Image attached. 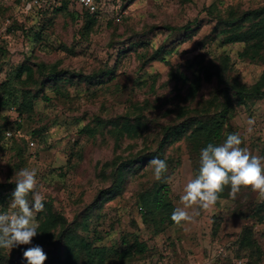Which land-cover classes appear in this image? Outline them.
<instances>
[{"label":"rangeland","instance_id":"rangeland-1","mask_svg":"<svg viewBox=\"0 0 264 264\" xmlns=\"http://www.w3.org/2000/svg\"><path fill=\"white\" fill-rule=\"evenodd\" d=\"M261 7L264 0H101L93 24L84 15L59 12L44 26L35 11L11 6L0 12V184L7 186L0 188V211H12L15 174L35 168L44 202L75 235L99 238L108 264H264V201L249 189L233 198L228 187L214 206L198 209L194 222L182 226L152 212L145 223L139 211L158 188L174 209L180 206L199 166L201 151L184 138H171L157 152L162 128L182 122L181 111H216L215 97L223 101L228 83L251 86L259 80L264 49L252 59L241 55L243 43L221 41L228 21ZM39 63L55 67L62 78L41 75ZM23 64L31 74L16 76ZM205 65L218 74L202 80L189 98V84L203 78ZM91 75L94 80H85ZM23 92L30 108L22 114L3 106L12 95L16 109ZM138 118L136 135L115 133L116 121ZM225 124L220 144L237 133L241 147L264 157V98L232 102ZM154 152L167 164L161 180L154 177L152 159L135 162L124 169L120 190L105 192L101 207L90 209L99 192L111 189L120 161ZM85 221L88 233L81 228ZM58 231L50 245L37 244L36 235L9 253L0 249V264H27L20 249L34 246L42 248L48 264L62 248ZM134 240L146 250L133 254V248L120 262L117 252Z\"/></svg>","mask_w":264,"mask_h":264},{"label":"trees","instance_id":"trees-1","mask_svg":"<svg viewBox=\"0 0 264 264\" xmlns=\"http://www.w3.org/2000/svg\"><path fill=\"white\" fill-rule=\"evenodd\" d=\"M56 1L57 5L52 8H47L45 5H41L34 10L36 16H38L40 20L41 26L51 22L52 16H55L59 12H66L71 17L75 18L84 15L87 22L91 24H93L96 21L95 19L99 16V11L96 13H90L87 9L80 8L77 5V0ZM76 6L79 9L76 8ZM10 7L11 6L7 5L0 6V12H5ZM246 21L251 23L248 28H244V22ZM227 25L228 29L222 31L225 35L221 41L222 44L243 43L245 45V49L241 55L252 59L258 56L264 49V7L247 11L243 16H241V18L231 19L228 21ZM184 28L188 29L189 26ZM35 66L37 72L41 75L47 76L50 80L62 78L61 73L56 71L55 67L48 69L43 63L36 64ZM24 71L31 74L32 69L23 64L19 67L16 76H20ZM213 73L218 74L212 70V66L205 65L202 72L203 78L201 79L199 77L189 84L188 97L194 98L200 89L202 80L208 82ZM95 76L96 75L87 76L85 77V80H94ZM225 86V89L222 90L223 101H220L217 95L215 97V100L218 102V109L216 111H209V109H205L194 116L187 115L189 113L187 111H181V118H185L182 122L175 125L164 126L162 128V140L158 144L157 152L161 151L171 138H184L195 147L196 151L199 152L209 143L219 145L224 136L225 122L232 102L241 105L247 101L264 98V69L259 80L251 86H246L236 81L228 83V85ZM5 87L7 86L3 84L1 87L3 91H5ZM9 95H11V93H9ZM8 98L10 99H8L3 106L9 105L10 108L13 106L12 104L14 103V98L12 95L8 96ZM21 98L22 100L15 110L18 114H22L23 111L30 108L28 93H21ZM140 127H142V122L139 118L136 119L134 123H131L129 119L116 121L114 123L115 133L121 136L124 134L134 136L137 134ZM156 153H144L134 159L120 161L114 170V178L111 189L99 192L93 203L95 205H92L90 209L101 207L102 203L105 201V198L103 197L105 192L112 194L120 190L123 179V171L126 167L132 166L135 162L143 164L150 159L157 158ZM192 160L194 162V159ZM198 169L199 166L195 168V176L198 173ZM0 188H7V186L0 184ZM227 188L228 187H225L224 191L220 193V198H223L226 195ZM101 198L102 200L100 205L96 206ZM143 207L140 206L139 211L144 210L145 223L147 222L146 215L151 212L159 213L161 214V218L163 220L172 222L170 217L174 211V207L166 196V193L163 192V189H156L153 197L149 199L147 203H144ZM38 220L39 233L36 236L37 244H52V240L55 238V232L57 230H59L57 233L58 241L62 243V248L57 249L55 251V255L48 258V264H80V262H84L85 264H108L106 262L107 248L97 244L100 239L96 237L88 238L81 235H75V233L70 231L69 227H67L68 224L66 223L65 218L61 214L55 212L52 206L48 205L46 202H44L43 210L38 213ZM81 228L86 233L89 232V226L86 221L82 223ZM133 248V254H140L146 250V245L134 240L124 251L117 252L118 260L123 262L125 257L130 255V251L133 250ZM26 250L27 249L24 247L20 249L22 253Z\"/></svg>","mask_w":264,"mask_h":264},{"label":"clouds","instance_id":"clouds-1","mask_svg":"<svg viewBox=\"0 0 264 264\" xmlns=\"http://www.w3.org/2000/svg\"><path fill=\"white\" fill-rule=\"evenodd\" d=\"M248 123L251 131L254 120ZM241 144L239 134L232 133L222 144L209 143L201 150L198 173L184 186L180 206L171 214L175 226L194 222L198 209L214 206L225 187L230 188L233 198L241 189H249L264 201V157L251 154ZM149 164L155 179L161 180L167 172L166 162L154 158ZM15 175V189L8 206L12 211H0V249L8 253L13 248L29 245L39 233L36 216L43 210L45 200L38 190L35 168H23ZM23 257L27 264H44L47 259L40 246L28 248Z\"/></svg>","mask_w":264,"mask_h":264},{"label":"built area","instance_id":"built-area-1","mask_svg":"<svg viewBox=\"0 0 264 264\" xmlns=\"http://www.w3.org/2000/svg\"><path fill=\"white\" fill-rule=\"evenodd\" d=\"M101 0H77V5L80 8L87 9L90 13H96L98 11V5ZM18 6L25 13L34 12V10L41 6L45 5L47 8H52L57 5L56 0H0V6ZM15 108L12 106L8 111L15 112ZM7 136H10V133H6ZM30 146H33V143H29Z\"/></svg>","mask_w":264,"mask_h":264}]
</instances>
